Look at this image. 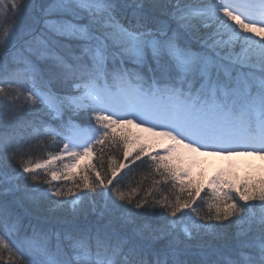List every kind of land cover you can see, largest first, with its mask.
<instances>
[{
  "label": "trees",
  "instance_id": "1",
  "mask_svg": "<svg viewBox=\"0 0 264 264\" xmlns=\"http://www.w3.org/2000/svg\"><path fill=\"white\" fill-rule=\"evenodd\" d=\"M98 1L93 17L79 0H0V264H264V220L258 222L264 210L255 209L264 206L260 191L246 189L251 194L243 198L232 193L223 199L226 216L212 217L221 213L188 199L179 160L132 147L119 123L69 100L96 80L153 91L172 87L195 114L194 106L208 110L213 101L215 113L240 114V103L252 113V99L234 97L240 103L230 107L227 94L199 86L204 74L244 86L239 70L251 78L253 72L263 77L264 68L234 61L237 44L212 47L222 29L208 23L207 32L198 23L202 17L194 27L182 23L170 10L177 0ZM213 20L214 14L205 19ZM114 25L120 34H113ZM83 45L104 54L100 70ZM197 55L194 69L180 72L177 60ZM35 84L61 98L58 114L32 92ZM105 125L114 130L92 145L93 160L77 179L60 186L46 169L26 170L58 154L75 126L93 132ZM52 186V193L45 191ZM70 191L74 196L61 203L56 195ZM244 201L255 212L239 211ZM186 202L197 207L206 234L190 228L184 236L170 225ZM42 236L47 251L32 244Z\"/></svg>",
  "mask_w": 264,
  "mask_h": 264
},
{
  "label": "rangeland",
  "instance_id": "2",
  "mask_svg": "<svg viewBox=\"0 0 264 264\" xmlns=\"http://www.w3.org/2000/svg\"><path fill=\"white\" fill-rule=\"evenodd\" d=\"M79 1L87 9H90L93 17L96 16L94 9L101 8V3L98 0ZM181 2L182 0H177L175 3L179 6L174 5L170 10L182 23L185 21L189 25L191 23L194 27L198 22V17H202V20L198 23L206 31L209 26L208 23L213 24L214 22L222 29L218 34H214L212 39L209 37V44L212 47H223L227 43L237 44L238 48L241 49L235 50V53L232 54L234 61L243 65L253 64L264 68V0H183ZM191 3H197V6ZM188 4L192 5L193 8H188ZM180 5L181 7L185 5V8L178 9ZM206 6H209L210 9ZM209 14H214L215 20L206 22L205 19L209 17ZM114 26L116 30L114 29L113 34H120L121 30L118 26ZM174 53L176 52L174 51ZM91 55L100 61L98 66L100 70L105 60L104 54L94 51ZM207 56L215 58L213 55ZM198 59H200V55L194 56L190 60L179 58L177 64L180 72L185 74L191 72ZM237 73V76L243 79L242 84L244 86H240L241 84L238 86L228 85L223 78L214 76L208 78L204 74L199 89L210 92L215 91V96L227 94L226 101H232L234 97L243 100L250 95L254 104H256L252 113L247 112L246 107L237 100H233L228 105L231 107L233 103H240L242 105L240 114H235L233 111L230 113H215L211 108L215 106L213 101L206 104L208 110L194 106V109L198 112L197 117H195L192 114L195 112L190 110V104L180 102L175 98L177 92L173 91L174 88L172 87L171 91L167 89L153 91L131 86L113 88L96 81L80 89L74 96H70L69 100L76 105L88 102L95 107L96 117L119 123L129 139L128 144L132 147L140 146L144 150H151L163 156L168 155L179 160L183 164L181 175H187L182 181L186 185L190 184L188 199L194 197L203 208L221 213L214 212L212 217L214 215L226 216V214H222L223 211H227L223 199L229 197L232 193L243 198L250 195L251 192L256 194L255 192L260 191V196L264 198V166L247 162H235L227 158L210 159L209 156L203 154L208 151L200 145L201 142H207L208 136L210 137L212 133L215 139L213 143L231 142L233 138L230 134L233 137L242 134L264 135V76H259L258 73L253 72L255 76L249 78L241 70ZM260 82L263 84H260ZM251 89L254 93L255 91H258V93L251 95ZM34 92L47 105L49 104L52 109L54 108L55 112L59 110V99L51 91L36 87ZM226 101L224 103H227ZM156 110L159 117L163 116V112H165L167 118L164 121L165 127H160L154 122L157 116L154 112ZM170 113L173 119H170ZM109 121L105 122L110 124ZM223 126H227V128ZM191 127L192 129H189ZM112 130L114 129L108 125H105L103 130L96 129L93 132L85 127H74V130H71L64 137V144L58 154L50 156L47 160L31 164L26 170L46 169L52 182L63 186V183L69 177L71 180L77 179L79 170L92 162L94 156L92 145L101 141L105 133ZM226 132L229 135H226ZM67 143L71 146L70 148H67ZM81 175L86 177L83 172ZM186 180L188 182H185ZM206 185L209 186L207 189L210 191L207 195ZM52 190H55L54 186L45 191L52 193ZM191 192L193 193L191 194ZM56 196L63 198L64 200L61 203L66 204L67 199L74 196V192L70 191L65 196L63 193H59ZM244 202L246 207L239 211L255 212L252 206L246 201ZM255 209L256 212H261L264 210V206L255 204ZM197 212L194 203L186 202L178 208V213L174 215L175 221L171 222L170 225L174 226L173 228L184 236H186V232L190 231V228L192 229L191 233L201 229V232L206 234L205 227L199 224ZM263 220L261 219L258 222ZM32 239V244L43 251L50 249L45 236Z\"/></svg>",
  "mask_w": 264,
  "mask_h": 264
},
{
  "label": "bare ground",
  "instance_id": "3",
  "mask_svg": "<svg viewBox=\"0 0 264 264\" xmlns=\"http://www.w3.org/2000/svg\"><path fill=\"white\" fill-rule=\"evenodd\" d=\"M250 135V134H249ZM253 136V135H251ZM239 144L230 143L228 141L220 143H201V147L206 149L208 152L203 153L209 156L210 159L215 158H227L235 162H247L253 163L258 166H264V146H259L256 142L247 140H238ZM243 143H241V142ZM71 146L67 143V148ZM175 221V220H174Z\"/></svg>",
  "mask_w": 264,
  "mask_h": 264
}]
</instances>
